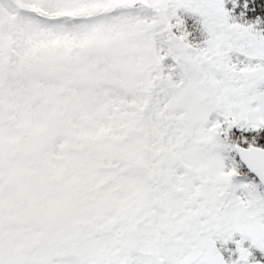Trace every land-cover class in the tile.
<instances>
[{
	"label": "snow or ice",
	"instance_id": "6c2138e0",
	"mask_svg": "<svg viewBox=\"0 0 264 264\" xmlns=\"http://www.w3.org/2000/svg\"><path fill=\"white\" fill-rule=\"evenodd\" d=\"M0 264H264V0H0Z\"/></svg>",
	"mask_w": 264,
	"mask_h": 264
}]
</instances>
